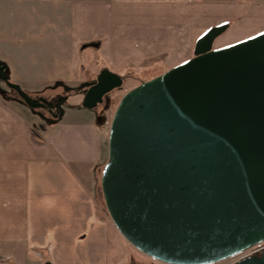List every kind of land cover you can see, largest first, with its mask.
Returning a JSON list of instances; mask_svg holds the SVG:
<instances>
[{
  "label": "crops",
  "instance_id": "1",
  "mask_svg": "<svg viewBox=\"0 0 264 264\" xmlns=\"http://www.w3.org/2000/svg\"><path fill=\"white\" fill-rule=\"evenodd\" d=\"M89 3L0 0V60L9 77L34 98L72 92L53 128L40 132L37 124L52 122V111L27 107L0 87V264H111L112 233L117 247L128 248L116 225L97 213L108 108L81 103L101 69L167 70L223 23L229 28L220 46L264 30V0H93L91 11ZM93 41L103 63L85 78L82 45Z\"/></svg>",
  "mask_w": 264,
  "mask_h": 264
},
{
  "label": "water",
  "instance_id": "2",
  "mask_svg": "<svg viewBox=\"0 0 264 264\" xmlns=\"http://www.w3.org/2000/svg\"><path fill=\"white\" fill-rule=\"evenodd\" d=\"M228 28H209L192 57L128 90L111 120L108 212L132 246L165 263H217L264 243V30L216 47ZM0 79L31 108L55 106L1 60ZM124 81L101 69L82 106L97 108ZM232 264H264V248Z\"/></svg>",
  "mask_w": 264,
  "mask_h": 264
},
{
  "label": "rangeland",
  "instance_id": "3",
  "mask_svg": "<svg viewBox=\"0 0 264 264\" xmlns=\"http://www.w3.org/2000/svg\"><path fill=\"white\" fill-rule=\"evenodd\" d=\"M85 1L90 2L88 4V10L91 11V9L93 7V0H85ZM41 16H42V18L43 17L45 18V15L42 14V12L39 11V8H38V17H41ZM37 32L41 33V34L43 33L39 29H38ZM37 39H39V38H37ZM217 40L215 41V46L216 47L222 45V43L220 41H217ZM80 62L86 67V71L84 73L83 72L81 73V71L79 70L80 71L79 72L80 73L79 76H84L86 78L88 76V74H90L92 71H95L103 63V59L102 60L100 59V50H99V48L92 47V46H89V47L85 48L84 54H83L82 59H81ZM120 71L123 72V70H120ZM148 71H149L147 73L148 76H152V75H155L156 73H159V72H162V71H165V70L157 69V68L152 67V68H149ZM131 73H132V75H129V76H127L128 73H125L126 76H124V78H125L124 85L121 88L115 89L113 92L109 93L105 97L104 102L102 104H100V107H107L108 110H109L108 135H109V129H110L111 120H112V117H113L114 112H115V108H116L117 104L119 103L121 97L124 95V93L128 89L132 88L133 86H135V85H137L139 83L138 79L133 77V76H135V74H134L135 72L132 71ZM12 78H13V76L10 77L11 80H12ZM23 86L26 87L25 84H23ZM0 87H3V88L5 87L7 89V91L9 89L7 84L1 79H0ZM77 97H79V95L72 96V97L69 98V100L70 101H75V100L78 99ZM17 99L22 104L26 105L25 102L22 99H20V98H17ZM55 104H57V102H55ZM37 128L39 130H41L39 126H37ZM104 164H105V162L103 163L102 168H103ZM97 213L102 218L107 219L108 222H110V224L112 226L115 224L113 222L109 212H108V209H107V206H106V203H105V199H104V196H103L102 192H101V194L99 196V200H98ZM120 251H123V256L119 254ZM116 256H118V260L116 259ZM122 258H124L123 261H125L127 264H169V263L162 262L160 260H157L155 258H152V257L142 253L141 251L136 249L134 246H132L130 243L128 244V248L127 249L120 248V246L117 247V242H116L115 235L112 233V234H110V262H111V264L114 263V262H120L122 260ZM238 258H239V255L235 256V257H232V258H229V259H226V260H223V261H220V262H217V263H212V264H232Z\"/></svg>",
  "mask_w": 264,
  "mask_h": 264
},
{
  "label": "trees",
  "instance_id": "4",
  "mask_svg": "<svg viewBox=\"0 0 264 264\" xmlns=\"http://www.w3.org/2000/svg\"><path fill=\"white\" fill-rule=\"evenodd\" d=\"M149 69H141L140 71H135V76H133V77H135L136 79H138V81H139V83L137 84V85H139V84H141L142 82H144V81H147V80H149V79H151V78H153V77H155L156 75H158V74H160V73H162V72H159V73H156L155 75H152V76H148V71ZM123 76H126L125 75V73L124 74H122ZM129 75H132V73L131 72H128V74H127V76H129ZM13 81V80H12ZM137 85H135V86H137ZM135 86H133V87H135ZM132 87V88H133ZM131 89V88H130ZM130 89H128V90H130ZM127 90V91H128ZM8 91H10L11 93H12V95H14V96H16L17 98H20V99H22L20 96H19V94L16 92V91H14V90H12L11 88H9L8 89ZM126 91V92H127ZM125 92V93H126ZM124 93V94H125ZM33 97H35V95L33 94V93H30ZM48 94V95H47ZM70 94H72V92L71 91H63V92H53V93H46V95H47V98L49 99V100H52L53 102H57V106L55 105L54 107H55V109H53V111L51 112V116H52V119H51V121L52 122H47V123H44V124H41V123H38L37 124V126H39L40 127V129L41 130H39L38 128H36L38 131H42V130H48L49 128H51L53 125H52V123H54V120H55V114H57L58 113V111H59V109H60V106L63 104V103H65L66 102V100H67V98H68V96L70 95ZM23 100V99H22ZM72 105H74V104H72ZM118 105V104H117ZM117 107V106H116ZM116 109V108H115ZM108 116H109V110H108ZM53 128V127H52ZM105 165V164H104ZM103 168H104V166H103ZM103 168H102V171H103ZM101 178H102V172H101V175H100V183H101ZM48 261V260H47Z\"/></svg>",
  "mask_w": 264,
  "mask_h": 264
},
{
  "label": "built area",
  "instance_id": "5",
  "mask_svg": "<svg viewBox=\"0 0 264 264\" xmlns=\"http://www.w3.org/2000/svg\"><path fill=\"white\" fill-rule=\"evenodd\" d=\"M263 248H264V243L258 244L256 246L246 250L245 252L241 253L239 255V258H243V257H246L248 255H252V254L258 253V252L262 251Z\"/></svg>",
  "mask_w": 264,
  "mask_h": 264
},
{
  "label": "flooded vegetation",
  "instance_id": "6",
  "mask_svg": "<svg viewBox=\"0 0 264 264\" xmlns=\"http://www.w3.org/2000/svg\"><path fill=\"white\" fill-rule=\"evenodd\" d=\"M54 104H55V102H54ZM56 106L58 105V104H55ZM40 109H44V110H50V111H53V109H55V107H53V108H51L50 106H47V107H45V108H40Z\"/></svg>",
  "mask_w": 264,
  "mask_h": 264
}]
</instances>
